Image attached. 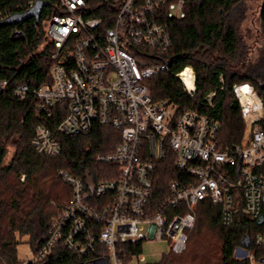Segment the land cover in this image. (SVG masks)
<instances>
[{
  "label": "built area",
  "instance_id": "2783aa9c",
  "mask_svg": "<svg viewBox=\"0 0 264 264\" xmlns=\"http://www.w3.org/2000/svg\"><path fill=\"white\" fill-rule=\"evenodd\" d=\"M44 1L48 8L51 0ZM52 1L55 12L43 21L54 44L51 83L34 89L18 84L13 93L20 99L33 93L39 119H53L55 110L63 118L53 128L38 124L32 145L57 155L58 135L84 134L96 123L113 126L120 139L113 150L97 154L98 162L112 166L93 189L80 176L59 171L72 196L52 217L45 243L16 263L7 262L0 250V264L39 263L57 246L107 264H161L147 261L143 242L166 240L171 251H185L197 205L206 199L221 206L224 225L238 213L256 221L261 229L255 243L264 249V100L254 85L233 87L242 137L224 150L215 140L217 119L194 110L178 113L176 103L153 101L150 93L148 81L169 70L163 56L173 44L170 21L186 17L189 0ZM13 35L23 32L16 29ZM176 76L193 97L194 68L188 65ZM7 85L0 80V91ZM215 95L208 94L209 104ZM169 153L185 175L171 180L168 195L152 203L157 164ZM239 250L241 258L254 259L249 248Z\"/></svg>",
  "mask_w": 264,
  "mask_h": 264
},
{
  "label": "trees",
  "instance_id": "16d2710c",
  "mask_svg": "<svg viewBox=\"0 0 264 264\" xmlns=\"http://www.w3.org/2000/svg\"><path fill=\"white\" fill-rule=\"evenodd\" d=\"M36 1L0 0V12L4 14L0 20L27 11ZM53 5L51 0L39 23L30 18L0 28V80H8L7 87L0 91V250L9 263L19 261L17 249L20 241L15 233L28 236L27 242L36 252L48 237L52 217L59 207L71 200V187L64 182L59 171L65 169L80 176L88 189H93L98 181L108 177L112 166L98 162L97 154L113 150L120 139L119 131L113 126L96 123L90 132L84 134L58 135L61 151L57 155L40 153L32 145L38 124L53 128L63 116L55 110L53 119H39L35 95L31 93L26 99H20L14 95L13 88L27 83L34 89L51 83L54 44L46 35L43 21L55 12ZM186 11L185 18L170 21L173 44L163 56V60L169 62V70L148 81L150 93L153 101L176 103L178 113L194 110L217 119L220 129L215 140L218 148L224 150L242 137L243 118L233 92L234 85L250 82L264 100V0L259 7L261 32L253 43L247 41L243 32L249 16V0H189ZM16 29L23 35L14 36ZM188 65L196 73L193 97L187 94L176 76ZM221 76L223 81H220ZM211 91H216V95L209 104L207 97ZM10 146L14 148L13 157L5 164ZM22 175H25L24 181ZM184 175L175 167L171 153L159 161L153 178L152 203L165 198L169 182L180 180ZM221 214L220 205L210 199L200 201L196 225L182 256L176 260L166 256L161 264H250L248 258L235 257L236 248L244 246L247 236L248 248L256 259L263 262L264 249L255 243L260 225L243 213H238L230 225H224ZM210 230L217 231L221 243L215 262L205 234ZM89 262H92L90 257L78 256L57 246L45 260L35 264Z\"/></svg>",
  "mask_w": 264,
  "mask_h": 264
},
{
  "label": "rangeland",
  "instance_id": "374dc122",
  "mask_svg": "<svg viewBox=\"0 0 264 264\" xmlns=\"http://www.w3.org/2000/svg\"><path fill=\"white\" fill-rule=\"evenodd\" d=\"M261 2L262 0H249L248 21L243 26L244 35L247 41H249V43H253L254 39H258L257 36L261 32V24L259 22V7ZM13 153H14V148L10 146L8 148V153L4 162L5 164H8L10 162L11 158L13 157ZM24 179H25V175H22L21 180L24 181ZM55 204L57 203H54V205ZM205 234L208 238V242H210L209 247L211 249V252H213V256H214L213 261L215 262L216 259L219 257L218 252L221 244L219 234L215 230L212 231L210 230ZM15 235H16V239H19L20 241L17 249L18 259L21 260L27 258L28 256H30V251L32 250L30 244L27 242L29 237L21 236L18 232H16ZM239 248L241 247L239 246L235 250V257L238 259H243L240 256L241 250H239ZM142 253L146 256L147 261L149 263H161L162 256L164 254H166L167 256H171L173 260L179 259L182 256L181 253L171 251L170 244L168 241L157 240V239L143 242ZM249 260H250V264H264L260 260L256 259L255 255L253 260H251L250 258Z\"/></svg>",
  "mask_w": 264,
  "mask_h": 264
},
{
  "label": "water",
  "instance_id": "95a60500",
  "mask_svg": "<svg viewBox=\"0 0 264 264\" xmlns=\"http://www.w3.org/2000/svg\"><path fill=\"white\" fill-rule=\"evenodd\" d=\"M47 5H49L48 1H44V0H37L34 5L29 8L27 11L25 12H21V13H16L13 14L11 16H9L6 19L0 20V28L4 25H10V24H18L21 22H25L27 20H29L30 18H35L36 22L39 23L44 7H46ZM263 220V216L260 217V222H262ZM249 237L247 236L244 240V246L245 248H248L250 242H249ZM88 264H107L105 260L100 259V260H95L92 262H89Z\"/></svg>",
  "mask_w": 264,
  "mask_h": 264
}]
</instances>
